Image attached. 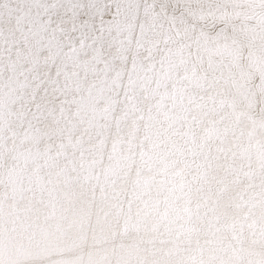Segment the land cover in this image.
<instances>
[{
	"label": "snow or ice",
	"instance_id": "obj_1",
	"mask_svg": "<svg viewBox=\"0 0 264 264\" xmlns=\"http://www.w3.org/2000/svg\"><path fill=\"white\" fill-rule=\"evenodd\" d=\"M0 264H264V0H0Z\"/></svg>",
	"mask_w": 264,
	"mask_h": 264
}]
</instances>
